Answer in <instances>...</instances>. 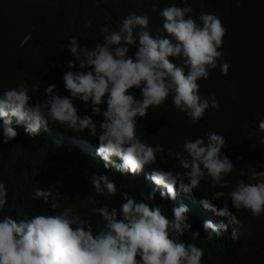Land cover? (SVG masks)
I'll return each mask as SVG.
<instances>
[{"label": "clouds", "instance_id": "1", "mask_svg": "<svg viewBox=\"0 0 264 264\" xmlns=\"http://www.w3.org/2000/svg\"><path fill=\"white\" fill-rule=\"evenodd\" d=\"M222 2L138 0L144 8L125 17L117 31L101 26L103 43L95 48L70 38L74 59L67 61L65 89L60 86L67 96L43 78L46 98L35 104L26 82L0 94V141L12 146L14 157L30 148L73 162V169L87 166L98 172L92 180L85 174L87 182L98 193L106 189L108 198L123 187L144 190L141 202L124 193L121 212L106 202L94 209L105 221L94 232L90 219L71 208L58 211L59 193L57 200L51 190L36 188L53 214L19 222L5 215L0 264H201V242H241L243 221L231 206L264 213V92H253L258 111L241 99L242 88L225 100L207 85L231 67L227 51H218L227 36L219 19ZM244 9L238 0L233 12L247 18ZM134 88L141 99L130 93ZM75 104L91 114L79 115ZM146 119L144 140L139 131ZM7 195L0 182V208ZM185 232L193 243L178 239Z\"/></svg>", "mask_w": 264, "mask_h": 264}, {"label": "trees", "instance_id": "2", "mask_svg": "<svg viewBox=\"0 0 264 264\" xmlns=\"http://www.w3.org/2000/svg\"><path fill=\"white\" fill-rule=\"evenodd\" d=\"M237 1L223 0L220 15L224 20L219 18L224 27L226 24L227 36L226 39L223 37L222 47L218 51H227L231 67L227 75L214 74L207 85L224 96L225 100L230 92L235 93L242 88L241 99L262 111L253 92H264V0H244L247 18L241 12H233L237 8ZM143 8L138 0H0V94L26 82L32 97L30 103L35 104L46 93L49 85L43 80L46 79L57 83L59 94L67 96L60 86L65 89L63 75L71 70L67 68V61L74 59L68 50L70 38H77L81 47L88 46L91 50L96 43H103L101 26L107 27L110 32L117 31L125 17ZM89 19L92 20L90 26L87 24ZM136 50L130 48L129 54L134 55ZM78 68L77 65L75 70L79 71ZM33 86L39 89L38 94L31 92ZM131 90L130 93H134L137 99L142 98L140 89ZM75 106L81 116L92 112L90 109L86 113L83 106ZM106 109L107 105L102 107V110ZM98 117L94 116L93 120L96 121ZM99 119L102 121L103 117L97 119L100 122ZM149 129L150 121L146 119L139 137L146 140ZM85 132L90 133L88 130ZM90 148H94V144ZM11 149V145L0 141V152H4L0 155V182L5 184L8 193L7 204L0 208V220L5 215L19 222L22 219L30 220L35 215L53 214L51 206H46L42 199L35 196L36 188L51 190L57 200L59 193L61 208L58 211L67 207L82 219H90L94 232L105 223L94 210L104 207V202L107 206L111 203V209L120 211L121 205L126 202L124 193L137 202L142 201L141 193L144 190L134 186L130 189L123 187L121 195H111L109 198L110 193L106 189L101 193L96 192L92 182H87L88 176L85 174H90L92 180L93 174L98 175V172L87 166L73 169V162L30 148H25L14 157ZM261 162L264 164V158ZM156 165L164 167L159 161ZM109 180L116 186L119 184L113 176H109ZM146 202L149 203V200ZM231 208L241 214V242H220L221 246L215 245L217 248L206 242L196 245L204 252L201 264H264V213L253 216L248 209L236 210L233 205ZM161 210L163 214L169 212L163 206ZM119 218L123 219V215L120 214ZM178 239L185 244L193 243L190 240L191 232H185Z\"/></svg>", "mask_w": 264, "mask_h": 264}, {"label": "bare ground", "instance_id": "3", "mask_svg": "<svg viewBox=\"0 0 264 264\" xmlns=\"http://www.w3.org/2000/svg\"><path fill=\"white\" fill-rule=\"evenodd\" d=\"M219 90H220V89H219ZM93 117H94V116H93ZM98 118H100V116H99ZM98 118H97V119H98ZM97 119H96V121L99 122ZM99 120H100V119H99ZM102 120H103V119H102ZM100 121H101V120H100ZM143 134H144V133H143ZM141 135H142V134H141ZM144 136H145V135H144ZM147 136H148V135H147ZM147 136H146V137H147ZM143 138H145V137H143ZM91 144H93V143H91ZM91 144L87 145L88 149H89L90 151L93 150V149L95 150V149H96V148H95L96 145L94 144V148H90V145H91ZM91 152H92V151H91ZM92 153H93V152H92ZM36 179H37V178H36ZM19 205H20V204H19ZM18 207H19V206H18ZM13 208H14V207H13ZM15 213H16V211H15ZM201 243H202V242H201ZM206 243H207V242H206ZM203 244H205V243H203ZM209 244H210V243H209ZM210 245H212V244H210ZM214 246H215V245H214ZM215 248H217V247L215 246Z\"/></svg>", "mask_w": 264, "mask_h": 264}]
</instances>
